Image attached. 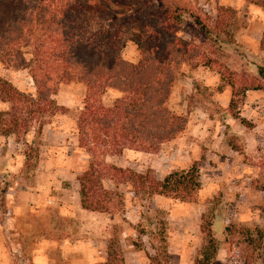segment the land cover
Segmentation results:
<instances>
[{"label": "rangeland", "instance_id": "374dc122", "mask_svg": "<svg viewBox=\"0 0 264 264\" xmlns=\"http://www.w3.org/2000/svg\"><path fill=\"white\" fill-rule=\"evenodd\" d=\"M217 6L230 8L232 13L223 15L225 24L214 29L220 35V39L214 42V39H206L200 34L194 19L211 27ZM163 7L175 11L173 16L177 18L170 19L177 24L175 35L198 52L194 59L197 67L182 64L175 72L167 108L186 118L188 108L203 105L212 119L224 124L231 117L225 107L227 100L224 98L214 103L211 100L213 92L209 90H216L219 74L225 69L255 76L257 66L264 68V55L259 50L264 9L257 6L253 9L246 0H155L156 9ZM136 9L137 6L118 9L119 18L125 25L120 56L132 63L139 59L132 42L138 35L139 25L126 19ZM29 50L24 49L26 60L30 59ZM6 57L5 54L0 56V78L10 82L18 91L33 94V83L27 71L6 68ZM206 61L210 63L209 67L201 65ZM216 80L217 85L213 86ZM261 83L263 89L248 92V107L238 106L237 113L242 117L238 115L233 126L227 125L223 138L216 139V135L210 139L216 142L214 145H200V151L196 150L189 161L185 153H172L164 147L162 153L176 164L173 168L165 165V158L160 161L154 158V163L149 162L146 155L131 159L125 156L130 154L126 150L123 154L103 158L109 164L138 173L151 170L158 180L172 170L185 171L196 162L200 189L190 201L135 194L124 185L115 190L110 181H103L105 189L121 196L120 205L114 199L110 211L103 213L110 218L107 226L103 225L104 221L99 225L93 223L85 233L77 224L73 233H63L58 226L55 242L62 244L60 236L70 238L73 235L76 240L92 237L97 241L93 242V249L99 252L94 256V264H104V249L112 238L117 240L122 264H152L150 260L160 264L165 261L168 264H193L204 243L199 229L203 216L215 240L213 264H264V81ZM194 94H197L196 98ZM117 96V92L105 89L100 101L109 106ZM83 97L84 88L77 82L58 86L52 98L65 111L46 116V124L34 145L36 153L29 161L22 163L25 147L15 137L0 139V238L4 249L0 251V264H30V256L43 248L40 236L52 240L45 236L44 230L48 232V229L43 227L44 217L37 214V210L45 208L47 212L50 209L55 212L56 208L74 206L75 178L87 161V155L77 148L75 137V119ZM8 108L7 103L0 102V111ZM215 132L214 128L210 129L206 138ZM246 133L252 137L251 140L248 137V142L244 140ZM32 134L30 131L24 141L29 143ZM181 162L187 165L183 166ZM149 166H154L155 170ZM56 215L49 213L45 219H63ZM244 229L249 231L251 239L255 238L256 230L260 233L258 249L244 243ZM58 247L49 248L56 250ZM55 264H65L64 258L59 257Z\"/></svg>", "mask_w": 264, "mask_h": 264}, {"label": "trees", "instance_id": "16d2710c", "mask_svg": "<svg viewBox=\"0 0 264 264\" xmlns=\"http://www.w3.org/2000/svg\"><path fill=\"white\" fill-rule=\"evenodd\" d=\"M246 1L264 9V0ZM131 6L137 9L126 21L139 25L132 41L139 54L135 63L120 56L125 25L118 9ZM174 13L164 7L156 9L155 0H0V56H7L6 68L26 70L34 87L33 94L23 93L0 78V102L9 105L8 110L0 111V136L15 137L25 147L22 163L29 161L36 153L34 145L46 116L65 111L52 98L58 86L81 84L84 97L75 119V137L87 161L75 179L84 210L109 212L114 199L120 205V194L105 189L103 181H110L115 190L124 185L135 194L180 202L190 201L200 189L196 162L185 171L172 170L158 180L151 170L138 173L103 159L124 149L155 154L184 130L185 118L173 114L166 103L175 72L182 64L197 67L194 59L198 52L175 35L177 24L170 22L177 18ZM231 13L230 8L217 6L211 27L197 18L194 24L204 38L217 42L220 35L214 29L222 27L226 22L223 15ZM26 48L30 49L28 60L24 58ZM259 50L264 55V27ZM201 65L209 67L210 63ZM218 79L216 90L229 88L227 109L237 119L235 110L244 92L263 89L264 68L257 66L255 76L225 69ZM105 89L119 94L109 106L100 101ZM30 131L32 139L27 143L24 137ZM200 221L204 243L193 264H213L215 240L203 216ZM242 233L247 246L259 248L261 235L257 230L253 239L248 230ZM104 264H122L115 238L108 241Z\"/></svg>", "mask_w": 264, "mask_h": 264}, {"label": "crops", "instance_id": "0c3cea01", "mask_svg": "<svg viewBox=\"0 0 264 264\" xmlns=\"http://www.w3.org/2000/svg\"><path fill=\"white\" fill-rule=\"evenodd\" d=\"M248 6H250L253 9L256 8L249 3H248ZM214 83L212 84L213 86L217 85V80H216V83L215 84ZM172 87L173 85L171 86V89ZM171 89H170V93H171ZM209 91L213 92L211 100L214 101V103L217 102L218 100H223L224 98H226L227 104L225 105V107L227 109V105H228V101L230 97L229 88L221 87L220 90H209ZM249 93H252V91H249ZM196 96L197 94L196 95L194 94L195 98ZM239 105H242L243 108L248 107L246 106L248 105V91L244 92L243 101ZM238 106L235 110L237 116L240 115L237 113ZM186 111H187L186 112L187 116L185 118L186 123H185L184 130L180 132L171 141L165 144H162L160 147V150L158 151L159 154L153 155V154H147V153L124 149L127 151V153H130V154H125V156L126 157L130 156L132 157L131 159H134V158L136 159V158H140L142 155H146L149 157L148 159L149 162H153V163L155 162V161H152L154 158L157 161L163 160V158H165L166 159L165 165L168 164L170 165V167H172L176 164H174L175 162H170V160H168L169 158L167 157L166 153H162L165 150V149L163 150L162 147L172 150V153H175L177 151L179 153L180 152L185 153L189 161L193 157V153H195L196 150L200 151L201 149L200 145H208L210 143L214 145L216 142L214 141L212 142V140L210 139L212 138L214 139L216 135H218L216 139L223 138L224 136L223 133L225 130H227V125L233 126V123L235 122L234 120H236L230 117L229 119H226L224 121V124H222L220 121H217V119H212L206 112V107H204L203 105H199V104L196 107L188 108V110ZM175 115H178V114H175ZM240 116L242 117V114ZM243 118L246 119V121H248V118H246V116H243ZM213 128L216 130L215 135L210 136L211 138L209 137V139L206 138L207 136H209L210 129H213ZM248 137L251 140L252 137L248 136V133L244 134V140L247 142H248ZM1 138H3V136H0V139ZM226 148L230 150L228 146H226ZM123 151L121 152L122 154L124 153ZM182 165L185 166L187 164L183 162ZM149 168L152 170H155L154 166H149ZM14 210L17 211L18 209L17 210L12 209V211ZM21 210L22 209L20 208V211ZM49 213H52L53 215H55L56 213L57 215L63 217V219L55 218V217H52V219L50 218L45 219V217L49 216ZM37 214L43 215L44 217L43 220L45 221V224H43V227H46L48 229V232L44 230L45 236L52 240L49 241V240H46L43 236H40L41 237L40 242L43 248L38 247L39 250H37L36 253L30 256V260H29L30 264H55V262L57 261L59 257L64 258L65 264H94V256L97 255V253L99 252L93 249V242H97V241H94L92 237H88V236H84L81 239L76 240L75 238H73L74 237L73 235L72 236L70 235V238H67L66 236L64 237L60 236L59 239L60 238L62 239L61 240L62 244H61L60 242H55L56 236H57L55 231H57L58 226H61L60 229L63 231V233H66V232L73 233V231H75L74 228H77L76 227V224H77L79 225L78 226L79 229L80 227L84 228V229L82 228L81 231H84L85 233L86 231L85 229L86 228L88 229V226L93 227V223L95 225H99L98 223H102V221H104L105 224L103 225L107 226V223L110 220V218H108V215L82 209L79 205L77 191L74 194V206H72L71 208H67V207L56 208L55 212L53 211V209H50V211L47 212L46 209L44 208V209L37 210ZM70 224H72L71 225L72 229H71ZM99 231L101 233L102 229L100 228ZM49 234L52 236H50ZM55 245L59 246L58 249L50 250L49 247L53 246V248H55ZM67 246H70L71 248H68ZM0 251H4L1 238H0ZM103 254H105V249H104Z\"/></svg>", "mask_w": 264, "mask_h": 264}]
</instances>
